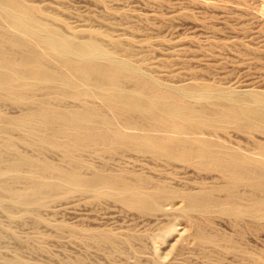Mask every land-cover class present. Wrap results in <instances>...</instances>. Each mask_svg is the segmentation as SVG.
<instances>
[{"label":"bare ground","instance_id":"obj_1","mask_svg":"<svg viewBox=\"0 0 264 264\" xmlns=\"http://www.w3.org/2000/svg\"><path fill=\"white\" fill-rule=\"evenodd\" d=\"M42 12L27 0H0V131L17 133L16 139L0 140V210L13 215L17 207L33 214V207L64 188L144 214H181L199 246L224 241L226 250L264 264L233 238L206 229L216 213L243 229L264 228V90L165 82L142 71L130 51L116 53L118 41L109 48L96 32L84 38L65 32L42 20ZM4 105L20 113L7 114ZM232 133L241 136L231 138ZM17 140L58 151L70 166L17 151ZM81 149L137 151L154 165L192 167L202 179L197 188H180L140 171L126 176L87 164L86 173L77 155ZM83 237L111 253L129 249L132 241L107 230L88 229ZM139 254V249L125 253ZM11 261L54 264L19 255Z\"/></svg>","mask_w":264,"mask_h":264},{"label":"rangeland","instance_id":"obj_2","mask_svg":"<svg viewBox=\"0 0 264 264\" xmlns=\"http://www.w3.org/2000/svg\"><path fill=\"white\" fill-rule=\"evenodd\" d=\"M27 2L35 11H43L42 20L65 32L69 29L83 38L96 32L109 48H114L112 41H118L116 53L124 55L130 51L142 71L165 82L198 80L240 91L264 90V0ZM3 111L10 115L20 113L18 107L11 105H4ZM233 134L231 138L241 136ZM6 136L16 139L17 133L0 131L1 141ZM15 149L24 154H42L53 163L70 166L58 151H39L20 141ZM77 155L84 162L81 171L86 173L90 171L87 164L126 176L140 171L180 188H197L202 179L192 167L180 162L172 164L178 167L154 165L156 161L150 157L147 161L148 155L144 157L137 151L109 150L99 154L81 149ZM209 179L205 177L207 183L212 182ZM0 193L4 194L1 190ZM15 208L13 215L0 210V264H13L14 255L54 264H75L78 259H82V264H256L244 259L239 251L226 250L228 243L224 241L199 246L191 237L193 227L187 226L178 213L144 214L111 199L64 188L42 206L33 207L38 216L35 211L26 215ZM168 226L171 228L165 230ZM88 229L131 236L130 248L121 247L113 253L106 247L98 248L84 239L83 232ZM206 229L211 234L233 238L264 261V228L243 229L216 213ZM135 249L140 250L139 256L125 255Z\"/></svg>","mask_w":264,"mask_h":264}]
</instances>
